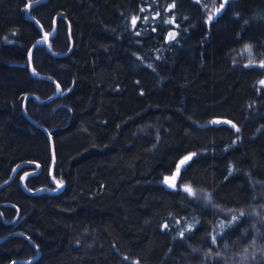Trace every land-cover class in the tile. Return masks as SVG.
Instances as JSON below:
<instances>
[{
	"label": "trees",
	"instance_id": "obj_1",
	"mask_svg": "<svg viewBox=\"0 0 264 264\" xmlns=\"http://www.w3.org/2000/svg\"><path fill=\"white\" fill-rule=\"evenodd\" d=\"M35 1L0 0V264H264V0Z\"/></svg>",
	"mask_w": 264,
	"mask_h": 264
},
{
	"label": "water",
	"instance_id": "obj_2",
	"mask_svg": "<svg viewBox=\"0 0 264 264\" xmlns=\"http://www.w3.org/2000/svg\"><path fill=\"white\" fill-rule=\"evenodd\" d=\"M48 0H36L35 2H33L32 4H30V6H29V8L31 7V6H34V5H37V4H41V3H45V2H47ZM29 8H28V10H29ZM34 22H36L37 24H39L34 18H32L29 14H27ZM42 34H43V39H42V41H40V42H37V43H35L34 44V46L32 47V49H31V52H32V50L35 48V47H37V46H43V45H45V46H47L48 45V43H49V35H47L44 31H43V29H42ZM42 78V77H41ZM60 92H61V89H59V92H58V94L56 95V96H54V97H51L50 99H53V98H55V97H57L59 94H60ZM31 97H34L33 95H30ZM29 96V97H30ZM28 98V97H27ZM26 98V99H27ZM23 113L26 115V112H25V110H23ZM27 116V115H26ZM28 119L30 120V122L34 125V126H36V127H38V128H41L43 131H45L46 133H47V135H48V137L51 139V134L47 131V129H45L44 127H42L41 125H39L38 123H36L35 121H33V120H31L29 117H28ZM215 123L217 124V123H220L218 120H215ZM51 156H52V160H53V169H54V166H55V164H56V157H55V147H54V143L52 142V152H51ZM36 172H38V171H35V172H33V173H36ZM28 175H30V173H27V174H25L24 176H23V178H22V183H24V179L28 176ZM14 176H15V174H13L12 176H11V178H10V180L7 182V183H5L4 185H2L1 187H0V189L1 188H3L6 184H8L13 178H14ZM51 178H52V182H53V184H54V186H55V188L57 189L56 191H51V190H49V189H47V188H41V189H39V190H37V191H33V192H29V193H31V194H40V193H57V192H60V191H62L63 190V188H62V186L61 185H59L57 182H55V180H54V178H53V170H52V173H51ZM173 179H171V178H169V179H167L166 180V186L167 187H169L170 185H172L173 184ZM5 239V238H4ZM4 239H2V240H0V242L1 241H3ZM29 262H31V261H29ZM16 263H22V262H16Z\"/></svg>",
	"mask_w": 264,
	"mask_h": 264
},
{
	"label": "rangeland",
	"instance_id": "obj_3",
	"mask_svg": "<svg viewBox=\"0 0 264 264\" xmlns=\"http://www.w3.org/2000/svg\"><path fill=\"white\" fill-rule=\"evenodd\" d=\"M221 7L222 6H218V7H216V8H213L214 10V12L216 11H220V9H221ZM246 51H247V49H246ZM191 189V191H186L185 189ZM183 189L186 191V192H188V193H190L191 195H193L194 193H195V191L191 188V187H189V186H183Z\"/></svg>",
	"mask_w": 264,
	"mask_h": 264
},
{
	"label": "snow or ice",
	"instance_id": "obj_4",
	"mask_svg": "<svg viewBox=\"0 0 264 264\" xmlns=\"http://www.w3.org/2000/svg\"><path fill=\"white\" fill-rule=\"evenodd\" d=\"M262 83H264V82H262ZM181 163H183V162H181ZM185 190H186V191H191V189H187V188H186Z\"/></svg>",
	"mask_w": 264,
	"mask_h": 264
}]
</instances>
